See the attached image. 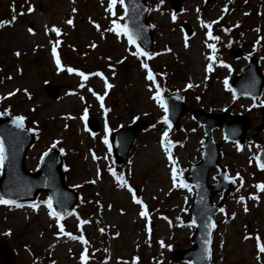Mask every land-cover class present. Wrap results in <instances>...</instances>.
Segmentation results:
<instances>
[{"label": "rangeland", "instance_id": "obj_1", "mask_svg": "<svg viewBox=\"0 0 264 264\" xmlns=\"http://www.w3.org/2000/svg\"><path fill=\"white\" fill-rule=\"evenodd\" d=\"M212 1L207 8L204 0H183L175 14L169 0H145L146 22L153 38L150 54H155L148 63L158 80L153 85L141 68L146 60L132 56L135 49L127 37L107 31L113 20L125 23L120 19L124 17L120 5L109 12L108 0H0V21H7L0 25V65L4 66V76L11 73L7 80L4 76L0 79V97H4L0 99V115L7 109L6 114L13 116L11 107L14 112L28 114L24 121L36 139L26 154V171L36 172L41 156L51 148L63 149V162L70 165L64 172L65 184L79 198L73 209L62 213V222L67 224L65 232L70 236L59 232L56 219L48 215L44 201L49 196L45 192L37 193L35 210L24 202L8 208L0 204V240L14 251L12 264H82L80 254L85 249L88 253L83 264H190L175 257L171 261L174 251L191 246L194 230L193 224L182 221L190 216L193 188H174L171 169L178 170L177 183L185 180L182 169L202 158L204 133L194 124L190 112L184 114L177 130L161 120L164 109L152 98L157 85L161 98L164 94L183 96L189 108L197 105L207 113L250 119L243 144L224 141L221 127L212 133L232 189L222 207L224 212L216 216L211 264H264V253L256 247L257 236L264 246V189L256 187L264 185V170L257 167L255 160L264 144L260 112L264 88L258 101L233 99L230 88V82L241 73L250 56H256L264 75V0ZM29 5L31 13L27 12ZM69 18L72 25L65 22ZM223 20L225 27L220 29ZM207 24L212 25L210 29ZM53 26L60 30L59 36L51 31ZM184 27L189 28L187 34ZM28 28L33 29L31 34ZM210 44L213 48L208 47ZM53 46L61 63L59 71L51 54ZM231 48H240L239 58L229 55ZM209 56L213 59L209 60ZM154 65L159 66L157 71ZM209 65L211 71L206 70ZM68 68L74 71L70 73ZM78 72L85 73L87 79L82 80ZM96 72L103 79L89 75ZM105 80L112 89L105 90ZM46 83L57 89L55 97L47 94ZM188 84L192 87H185ZM9 92L14 95L7 96ZM97 95L105 98L107 113ZM85 109L87 114L82 120ZM88 114L99 125L95 134L86 128ZM107 120L113 130L126 128L135 120L149 123L138 134L125 160L129 174L124 177L130 181L132 192L104 174L114 166L108 143H104ZM165 131L171 141L170 153H165L160 143ZM122 166L115 170L120 175ZM215 174V169L209 173L210 185L216 182ZM134 194L144 202L143 217L140 205L132 198ZM96 197L103 202L101 205L92 200ZM218 200L216 195L212 202ZM68 205L66 201L63 206ZM81 220L87 223L81 224ZM84 232L86 245L78 238Z\"/></svg>", "mask_w": 264, "mask_h": 264}, {"label": "water", "instance_id": "obj_2", "mask_svg": "<svg viewBox=\"0 0 264 264\" xmlns=\"http://www.w3.org/2000/svg\"><path fill=\"white\" fill-rule=\"evenodd\" d=\"M183 0H170L172 11L178 13ZM125 19L130 30L137 32L136 41L146 51H149L152 45L150 27L147 26L145 17L147 6L144 0H124ZM205 5H212L211 0H205ZM187 29V28H186ZM189 29V28H188ZM187 29V30H188ZM232 54L238 56V51ZM264 77L261 76L256 67V60L250 59L249 66L241 75L232 82V89L236 96L245 95L258 98ZM47 93L53 97L57 95V89L48 84ZM168 105V119L177 128L179 119L186 110L182 102L177 97L165 96ZM264 120V108L262 109ZM194 119L203 125L206 138L203 144L204 153L202 161L191 168V183L195 186L193 204L190 208L192 219L195 222V232L192 236V247L185 251L174 252L177 259L189 258L192 264H206L208 254L205 255V241H208L209 249L210 236L212 229L207 228L211 221L214 224V217L220 209L226 195L230 191V181L225 180V170L218 164L220 158L219 148L211 139V132L215 127L226 122L223 127L226 140L242 142L248 130L249 120L244 117H233L230 115L205 114L202 110L193 111ZM23 123V122H22ZM95 130L94 123L89 124ZM146 126L143 121H137L134 125L114 132L111 137L113 157L117 163H121L128 154L137 133ZM34 142V133L29 131L23 123L22 128H17L13 123V118L9 116L0 117V143L4 148V159L2 161V175L0 179V195L5 199L17 202L32 201L40 191L50 195L58 209L64 211L72 209L77 196L72 190L64 185V176L61 172L60 152L53 149L45 153L41 159L40 167L36 173H28L24 169V160L26 151ZM261 162H264V149L259 155ZM216 168L219 175L216 176L217 184L208 186V172ZM222 191L220 202L214 206L211 204L212 197ZM69 201L68 206H63ZM13 252L8 250L3 242L0 243V264H12Z\"/></svg>", "mask_w": 264, "mask_h": 264}, {"label": "snow or ice", "instance_id": "obj_3", "mask_svg": "<svg viewBox=\"0 0 264 264\" xmlns=\"http://www.w3.org/2000/svg\"><path fill=\"white\" fill-rule=\"evenodd\" d=\"M160 2L163 3V0H160ZM117 4H119L121 8H124V0H108V5H107V9H106V10L109 11V12H112L114 6L117 5ZM32 11H33V8H32L31 5H29V6L27 7V12H28V13H31ZM72 11L75 12L76 9H73ZM21 14H23V13H21ZM113 15H115L114 12H113ZM175 18H176L175 15H173V16H172V19L175 20ZM15 19H16V17H15V15H14V16L12 17V20L14 21ZM120 19H124V17H120ZM65 22H66L68 25H72V24H73V20H72L71 18L67 19ZM6 23H7V21H0V25H4V24H6ZM213 23H215V22H213ZM205 26H206L207 28L210 29L212 25H211V24H207V25H205ZM97 27H98V26H97ZM149 27H151V26H149ZM45 31L47 32L48 29L46 28ZM51 31L54 32V33H56L57 36L60 35V30H59L58 28H56L55 26H53V27L51 28ZM107 31L115 32L116 35H117L118 37L121 35V33H122L125 37H127V42H128L130 45H135V46H136V50H135L134 52H132L131 54H132L133 56H136L137 58H139V57H141V56H142V57H145V58H150L151 55H155V54H150V53L147 52V51H143V50L141 49V47H140L139 45L136 44V39H137V35H138V33H137V32H134V31H132V30H130L129 27H128L127 22H125L124 24H120V23H117L116 20H113V21H112V27H111L110 29H107ZM28 32L31 34V33L33 32V29L28 28ZM208 35L210 36V33H209ZM210 38L213 39V40L218 39L217 37H210ZM56 44H57V45L59 44V40L56 41ZM91 46H92V47H95V45H91ZM185 46H187V44H186ZM208 47H209V48H213V45L210 44V45H208ZM166 51H167V49H166ZM51 54H52L53 59L55 60L56 68H57V70L59 71L60 68H61V63H60V60H59L58 57H57V51H56V47H55V46L52 47V49H51ZM15 55L18 56L19 53L17 52V53H15ZM208 59H209V60H212L213 57L209 56ZM223 66H224V67H228V65H223ZM141 67H142L143 69L146 70V79H147L148 81H150L153 85H156V80H155V78H154V74H153V72L149 69V65H148L147 63L142 62V63H141ZM67 70H68L70 73L74 71V69H72V68H68ZM206 70H207V71H211V65H209L208 68H207ZM77 74L81 77L82 80H83V79H87V76L85 75V73H83V72H78ZM89 75H96V76H99V77H101V78L103 79V76H102V74H101L100 72L91 73V74H89ZM205 79H207V77H205ZM224 83H225V85L227 86V80H225ZM80 86L83 87V85H80ZM104 87H105V90L107 91V89L110 88L111 85L108 84V82L105 80ZM185 87H192V85H191V84H188V85H186ZM89 91H91V89H89ZM160 92H161V89H160L159 86L157 85V86H156L155 93H154V95L152 96V98L158 103V105H159L162 109H164L165 116H164L162 119L164 120V123H165V124H168V120H167V112H168V108H167L166 104L164 103L163 99L161 98ZM12 95H14V92H9V93H7V96H12ZM93 95H96V94L93 93ZM96 98H97V100H103V96H99V95H97ZM235 98H236L235 93H233V99H235ZM0 99H4V97H0ZM82 99H83V98H82ZM261 104H264V101H261ZM5 112H7V109H5ZM0 114H2V113H0ZM86 114H87V110L85 109V114L82 115L80 118H81L82 120L85 119ZM24 119H25V118H24L23 116H21V115H17V116H15V117L13 118V123H15V125H16L17 128H22V127H23V123H22V122H23ZM169 126H170V125H169ZM29 131H32V129H29ZM107 132H108V127H107V124H106V125H105V137H104V143H105V144L108 143ZM167 136H168V132L165 131V132L162 134V137H161V141H160V143H161V146L163 147L165 153H170L171 141H168V140H167ZM237 150H239V146H237ZM3 152H4L3 144L0 143V162H2L3 159H4ZM168 158H169L170 162H171L173 165L176 164V161L172 159V157H171L170 154H169ZM93 159H97V157H95V155H93ZM257 167H259V168H261V169H264V162H261L260 159H257ZM109 171H111V169H110ZM177 173H178L177 168H176V167H172V169H171V175H172V186H173L174 188H175V187L188 188L189 185L186 184V183L184 182L183 179H180V180H179V183H177ZM99 175H100V173H99V169H98V170H97V178H99ZM224 179H225V180H228V179H230V178H229L227 175H225ZM91 182L94 183L95 181H91ZM256 187H257V189H264V185H257ZM128 191H129V192H132V189L129 187V188H128ZM132 198H133L134 202L137 203L138 205H140V207H141V211H140V213H139L140 216H142V217L145 216L146 213H145V211H144V205L142 204V202H141L140 200H138V199L136 198L135 195H133ZM251 198L255 199V197H251ZM240 199L243 200L244 198L241 197ZM44 203L47 205V208H48V215H49L50 217H55V219H56V224H57L58 228L60 229V232L63 233L64 235H69V236H70L69 233L64 232L63 227L60 225V221H61V218H62V217H61V213H60L59 211H56V210L53 209V205H52V200H51V198H49L48 200L44 201ZM0 204H3V205H13V204H15V201H14V200H10V199H4L3 197H0ZM16 206L19 207L20 205L17 204ZM32 207H33L34 210L36 209V205H35V204H33ZM219 211H220V212H224V209H223V208H220ZM245 211H247V208H245ZM80 223H81V224H84V223H87V221L81 220ZM192 223L194 224L195 222L193 221ZM214 227H215V225H214L211 221H209V223L207 224V228L212 229V228H214ZM101 231H103V230L101 229ZM71 238H72V239H77L76 236H71ZM78 238H79V240H80L81 243H85V244L87 243V241L84 239V236H83V235L79 236ZM247 238H249V237H245V239H247ZM256 241H257V243H256V247H257L258 252H259V253H264V246H261V242H260V238H259V236L256 237ZM207 244H208V241L206 240V241H205V248H204L205 255H207L208 252H209V249L207 248ZM161 247H164V245L161 244ZM169 247H170V246H169ZM85 251H86V249H85ZM86 259H87V257H86V255H85V252H81V254H80V260H81L82 264H83V262H84Z\"/></svg>", "mask_w": 264, "mask_h": 264}, {"label": "trees", "instance_id": "obj_4", "mask_svg": "<svg viewBox=\"0 0 264 264\" xmlns=\"http://www.w3.org/2000/svg\"><path fill=\"white\" fill-rule=\"evenodd\" d=\"M159 68V67H158ZM3 72H4V66L3 65H0V77H3L4 75H3ZM4 77H6V76H4ZM10 112L11 113H15L14 112V110L12 109V107H11V109H10ZM93 197V196H92ZM97 199H92L93 201H95V204H98V205H101V203H103L101 200H99V198L98 197H96ZM189 219V218H188Z\"/></svg>", "mask_w": 264, "mask_h": 264}, {"label": "bare ground", "instance_id": "obj_5", "mask_svg": "<svg viewBox=\"0 0 264 264\" xmlns=\"http://www.w3.org/2000/svg\"><path fill=\"white\" fill-rule=\"evenodd\" d=\"M200 69V68H199ZM196 72H198V69L196 70ZM162 151V150H161Z\"/></svg>", "mask_w": 264, "mask_h": 264}]
</instances>
